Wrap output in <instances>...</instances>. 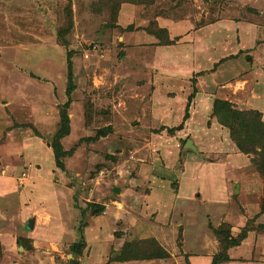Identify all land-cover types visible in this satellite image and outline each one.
Returning a JSON list of instances; mask_svg holds the SVG:
<instances>
[{"label":"rangeland","instance_id":"rangeland-1","mask_svg":"<svg viewBox=\"0 0 264 264\" xmlns=\"http://www.w3.org/2000/svg\"><path fill=\"white\" fill-rule=\"evenodd\" d=\"M154 1L0 0V264H233L227 242L264 234L261 147L224 123L264 121V0L252 38V4ZM171 14L204 29L166 40Z\"/></svg>","mask_w":264,"mask_h":264},{"label":"crops","instance_id":"crops-1","mask_svg":"<svg viewBox=\"0 0 264 264\" xmlns=\"http://www.w3.org/2000/svg\"><path fill=\"white\" fill-rule=\"evenodd\" d=\"M251 4L253 5L255 12L252 11L251 12L252 15H250L248 18H252V21H248V22L244 21L241 23L238 20V22L241 24H245L244 25L245 29L247 28L246 31H250V32H251V30L254 31L252 33V35H250L251 38L256 36V35H260V33H262V32L258 31V25L256 24V21H255L256 18L260 17V14H258L256 12V6H258L259 4L257 5L255 0H231V1L227 2V6H226L227 9H229L227 12V13H229V15L223 17L220 13H217V17L215 16V18H216L215 20L222 22L223 20H221V18H236L237 16H238V18H245V17L247 18V14H245L244 11L242 12V10H244L243 8H246V7H248V5L250 6ZM122 5H123V7L120 9L119 15H118V13H116V16L114 18H126L124 16L123 12H124V10L127 9V7H129V5H126L124 3ZM169 8L170 7H168V9ZM175 8H177V7H175ZM172 11H173V8H172ZM184 11H186V10L184 7H182V9H180V12H184ZM162 17H163V19L162 18L159 19L160 24H158V27L159 28L161 27L162 29H165L167 31V34L169 35V39H171V38L173 39V37L176 38L178 35H180V33H183L184 30L187 31L190 29V31L196 32V34L198 35V30L199 29L202 30V28L204 29V27L196 28L197 26L195 25L194 19L187 20V19H185L186 17L181 16V17H177L180 19L174 20V19H171V18L175 17L172 14L169 17H166V15H163ZM192 18H200V17L193 15ZM226 21L232 22V20H230V19H228ZM182 22H184V23H182ZM187 22L189 24H191L193 27H190L187 29L186 26L182 25L185 23L187 24ZM147 25H148V23H147ZM140 26H144V24H141ZM134 28H137V27L134 26ZM183 28H185V29H183ZM196 29H198V30H196ZM135 30L136 31L139 30L140 32L145 33L144 30H140V29H135ZM136 31H134V32L136 33ZM134 32H131L132 36L134 35ZM127 35H129V33ZM143 35H145L143 39L152 38V36L149 35L148 33H145ZM143 35H141V36H143ZM183 37L188 39V40L191 39L190 37H187L184 35H183ZM257 214H260L257 217L258 219H260V218L263 219L264 216H262V215H264V213L260 212ZM260 223H264V222L260 221ZM29 229H32V228H29ZM251 250H252V252H251ZM228 253H229L228 258H229V260H231L230 262H233V264H264V234L259 235L258 232L254 233L253 236H251L250 233L246 234V236L242 239V241L239 244H237V245L233 246V248L231 247L229 249ZM211 261H212L211 258H210V260L202 258V259L198 260V262H196V260H195V263L210 264Z\"/></svg>","mask_w":264,"mask_h":264},{"label":"trees","instance_id":"trees-1","mask_svg":"<svg viewBox=\"0 0 264 264\" xmlns=\"http://www.w3.org/2000/svg\"><path fill=\"white\" fill-rule=\"evenodd\" d=\"M153 1L154 0H144L145 3L146 2L152 3ZM111 7H113L112 9L114 12V17H115L118 6L116 4H113L111 5ZM163 30L165 32L164 37H166V40H168L169 36L167 34V31L165 29ZM150 32L154 33L153 31H150ZM214 108H215V111L217 110V113L220 112L222 109L230 110L227 102L223 100H220V103L216 102L214 105ZM186 111L187 113L184 114V120L189 118V109H186ZM233 112L234 111L232 110L229 116L235 119L236 122L231 123V118H229L227 120H224V123L231 128L232 132L230 133L236 139V142L238 145L237 147L239 149L243 151H250V147L246 146L247 141L251 142L252 147L255 145L254 143H256V145L258 144L261 147V150L258 152L255 149L254 150L259 154V157H258L259 161L257 162V165H258L260 172L264 175V121H261L258 116V113H255L254 111L251 112L252 113L251 115H247L248 113H244L240 111H237L235 114H233ZM62 120L64 121L68 120V114L65 111L62 113ZM55 142L56 143H53L52 145L54 156H55V163L57 164L58 167L63 168V164L60 161L61 145L58 143V140H56ZM261 213H264V208H262ZM237 244H238L237 240H232L229 243L227 242L224 248L226 249V248H229L230 246H234ZM82 247L83 246L82 244H80V242H77L72 246V249L75 255L80 254ZM166 253L167 252L163 251L162 249H158L157 253L155 252L152 254L150 252L149 254H146L142 257L153 256L155 258L157 256L158 258L159 257L161 258L163 256H166L167 255ZM128 255H129V252H124L120 259L127 260ZM136 255L139 256L140 254H136ZM220 258H222V260L227 258L226 253L225 254L223 253V256L220 255V257H217V256L213 257L210 264H218L219 262L218 260H220ZM74 264H78L77 261H74Z\"/></svg>","mask_w":264,"mask_h":264},{"label":"water","instance_id":"water-1","mask_svg":"<svg viewBox=\"0 0 264 264\" xmlns=\"http://www.w3.org/2000/svg\"><path fill=\"white\" fill-rule=\"evenodd\" d=\"M184 146L190 148L193 151H197L196 146L193 144L192 139H190V138H187V140L184 143ZM236 191H237V189H236ZM33 224H34V219H30L28 227L33 228Z\"/></svg>","mask_w":264,"mask_h":264}]
</instances>
